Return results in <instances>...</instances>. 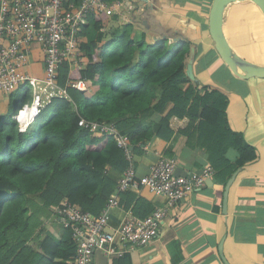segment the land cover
I'll return each instance as SVG.
<instances>
[{
    "label": "trees",
    "instance_id": "trees-1",
    "mask_svg": "<svg viewBox=\"0 0 264 264\" xmlns=\"http://www.w3.org/2000/svg\"><path fill=\"white\" fill-rule=\"evenodd\" d=\"M105 31L106 17H91L80 36L84 67L69 69L65 62L58 69L60 86L86 78L85 91L66 88L67 97L51 98L25 131L15 116L30 98L28 85L15 90L10 113L0 109V264H73L75 242L68 229L65 243L47 235L33 242L35 234L63 200L97 215L114 189L109 170L121 175L126 168L115 141L79 127L80 117L114 123L133 153L154 136L169 140L171 118H185L176 131L203 149L213 179L223 185L256 157L255 148L228 124L226 95L211 86L199 88L186 76L191 42L148 43L135 38L130 24L112 27L109 35ZM231 149L233 159L227 155ZM121 199L138 217L154 209L132 191Z\"/></svg>",
    "mask_w": 264,
    "mask_h": 264
},
{
    "label": "crops",
    "instance_id": "crops-1",
    "mask_svg": "<svg viewBox=\"0 0 264 264\" xmlns=\"http://www.w3.org/2000/svg\"><path fill=\"white\" fill-rule=\"evenodd\" d=\"M143 3L141 24L132 25L136 29L135 38L142 37L148 43L191 42V47H195L192 65L195 79L199 86L205 84L226 95L228 124L255 148L256 157L238 169L228 191L225 213L224 185L212 177V183L205 182L166 213L157 235L148 244L135 247L122 257H108V264H113L114 259L120 264H264V79L234 76L217 55L208 31L212 0H143ZM223 30L239 55L264 64V15L255 4H231ZM24 71L38 77L43 75L42 52L35 45ZM217 81H224V87L216 85ZM6 104L7 100L0 102L1 113ZM179 119L170 124L174 133L169 140L154 136L136 150L134 167L139 176L147 174L161 156L176 160L177 175L195 173L210 165L203 149L176 131L187 122L185 118ZM227 155L233 159L236 153L231 149ZM108 176L114 188L120 175L109 170ZM130 191L154 207L165 201L145 188ZM126 199L112 209L111 226H117L124 212L130 210L125 207ZM46 235L58 243L70 239L60 219L52 214L44 219L33 242Z\"/></svg>",
    "mask_w": 264,
    "mask_h": 264
},
{
    "label": "built area",
    "instance_id": "built-area-1",
    "mask_svg": "<svg viewBox=\"0 0 264 264\" xmlns=\"http://www.w3.org/2000/svg\"><path fill=\"white\" fill-rule=\"evenodd\" d=\"M143 0H0V102L21 85H28L30 101L16 112L20 131L34 121L41 109L54 97H67L66 88L85 91L90 80L57 82L59 67L67 62L69 69L83 68L85 55L80 50V36L89 19L104 15L106 25H138ZM42 52L43 75L24 71L33 46ZM180 120L173 116V121ZM77 125L92 135L108 136L122 150L127 166L117 179L100 212L94 215L67 200L52 208L63 229H68L75 242L73 264H92L96 249L107 257H122L131 249L148 244L156 235L166 213L192 191L199 189L215 171L206 165L198 172L175 175L176 160L161 156L139 176L134 167V153L127 135L117 130L114 123L92 121L80 117ZM145 188L165 201L145 216L124 212L117 226L110 225V213L119 206L120 196L127 191Z\"/></svg>",
    "mask_w": 264,
    "mask_h": 264
},
{
    "label": "water",
    "instance_id": "water-1",
    "mask_svg": "<svg viewBox=\"0 0 264 264\" xmlns=\"http://www.w3.org/2000/svg\"><path fill=\"white\" fill-rule=\"evenodd\" d=\"M246 4L253 3L255 4L261 13L264 15V0H212L209 14H208V31L209 35L213 41L214 49L219 56V58L223 61V63L227 66L230 72L240 78V79H250V78H262L264 79V64L251 62L241 55H239L228 42L224 30V20L227 15L228 8L231 4ZM141 14V13H140ZM140 14L138 17H140ZM137 22L141 24L140 18L137 19ZM194 53L195 47L192 46L190 48L189 58L185 65V74L186 76L195 84H198V81L195 79L192 65L194 61ZM179 169L176 167V172ZM238 171V170H237ZM237 171L234 172L227 182L224 185L223 190V212L225 213L227 210V196L228 191L233 183V180L237 174ZM206 183H212V178H208ZM92 264H108V257L102 252L100 249L94 250L91 257Z\"/></svg>",
    "mask_w": 264,
    "mask_h": 264
},
{
    "label": "rangeland",
    "instance_id": "rangeland-1",
    "mask_svg": "<svg viewBox=\"0 0 264 264\" xmlns=\"http://www.w3.org/2000/svg\"><path fill=\"white\" fill-rule=\"evenodd\" d=\"M114 22H110V24H108V25H106V31H105V33L107 34V35H109L110 34V31H111V29H112V27H116L117 25H114L113 24ZM141 26V25H140ZM141 28L143 29V30H145V28H143L142 26H141ZM109 33V34H108ZM95 36V32H93V31H91L90 32V37L91 38H93ZM107 37V36H106ZM260 60H261V58H259ZM256 79H260V78H256ZM262 79V78H261ZM224 80V79H223ZM263 80V79H262ZM218 83L216 84V85H219V86H223L224 87V85H222V83L224 82V81H217ZM221 83V84H220ZM202 86H206L205 84H200V86H199V88H201ZM3 98H5L6 100H7V104L5 105V107H4V113H10L11 111H12V107H11V103L10 102H12V99H14L15 98V93L13 92L12 94H9V95H5V96H3ZM29 101H30V98L27 100V102L29 103Z\"/></svg>",
    "mask_w": 264,
    "mask_h": 264
}]
</instances>
